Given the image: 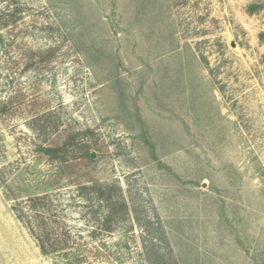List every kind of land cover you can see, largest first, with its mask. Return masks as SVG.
Wrapping results in <instances>:
<instances>
[{
    "label": "rangeland",
    "instance_id": "1",
    "mask_svg": "<svg viewBox=\"0 0 264 264\" xmlns=\"http://www.w3.org/2000/svg\"><path fill=\"white\" fill-rule=\"evenodd\" d=\"M16 2L0 0L24 11L0 30V264H264V0ZM72 138L67 163L41 150ZM97 181L129 205L110 232L80 194ZM46 193L68 239L52 255L14 212Z\"/></svg>",
    "mask_w": 264,
    "mask_h": 264
},
{
    "label": "trees",
    "instance_id": "2",
    "mask_svg": "<svg viewBox=\"0 0 264 264\" xmlns=\"http://www.w3.org/2000/svg\"><path fill=\"white\" fill-rule=\"evenodd\" d=\"M17 0H12L16 2ZM23 7L11 8V4L5 8L0 9V30L7 29L15 25L22 19ZM0 41L4 48L3 37L0 34ZM77 139H70L57 147L41 148V150L49 156L52 160L60 161V163H67L66 159L70 152L80 149L75 144ZM82 150V149H81ZM84 155L92 160L93 155L88 149L83 150ZM82 153V151H81ZM50 187V186H49ZM81 197H91L97 202L105 204L103 206L104 213L102 214V227L105 231H113L122 222L127 219L129 215V205L124 197L121 187L113 184L94 182L92 185H83L80 187ZM51 193L44 195L31 196L27 202L19 203L14 207V212L18 219L24 222L31 235L37 241L40 250L44 255H52L59 250L64 249L61 244H68V239L62 240L59 229L64 224L61 223V215L57 210V197ZM60 215V216H59ZM63 235V234H62ZM68 235V234H67ZM70 237V236H68ZM62 240V241H61Z\"/></svg>",
    "mask_w": 264,
    "mask_h": 264
},
{
    "label": "water",
    "instance_id": "3",
    "mask_svg": "<svg viewBox=\"0 0 264 264\" xmlns=\"http://www.w3.org/2000/svg\"><path fill=\"white\" fill-rule=\"evenodd\" d=\"M2 49H3V45H2V43L0 41V53L2 52Z\"/></svg>",
    "mask_w": 264,
    "mask_h": 264
}]
</instances>
